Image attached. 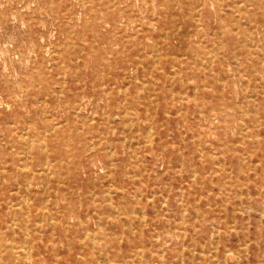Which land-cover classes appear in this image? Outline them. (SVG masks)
Returning <instances> with one entry per match:
<instances>
[{"label": "rangeland", "instance_id": "rangeland-1", "mask_svg": "<svg viewBox=\"0 0 264 264\" xmlns=\"http://www.w3.org/2000/svg\"><path fill=\"white\" fill-rule=\"evenodd\" d=\"M57 262L264 264V0H0V264Z\"/></svg>", "mask_w": 264, "mask_h": 264}, {"label": "bare ground", "instance_id": "bare-ground-1", "mask_svg": "<svg viewBox=\"0 0 264 264\" xmlns=\"http://www.w3.org/2000/svg\"><path fill=\"white\" fill-rule=\"evenodd\" d=\"M138 1V0H137ZM224 1V0H223ZM176 4H177V2H176ZM201 5V4H200ZM236 9V8H235ZM81 12V11H80ZM15 15V14H14ZM198 15V14H197ZM162 16V15H161ZM14 17V16H13ZM199 17V16H198ZM122 22H124V21H122ZM148 22H149V20H148ZM179 22V21H178ZM23 25V24H22ZM138 25V24H137ZM162 27H164V26H162ZM94 30V29H93ZM118 32V31H117ZM136 32V31H135ZM135 34V33H134ZM178 34H179V32H178ZM44 37V36H43ZM152 37L154 38V36L152 35ZM178 37V36H177ZM2 50V49H1ZM49 52V51H48ZM47 52V53H48ZM17 54V53H16ZM153 54V53H152ZM156 54V53H155ZM172 54V53H171ZM109 59V58H108ZM154 59H155V57H154ZM159 60V59H158ZM202 60V59H201ZM156 62V61H155ZM262 63V62H261ZM175 73V72H174ZM166 74V73H165ZM136 76H137V74H136ZM180 77V76H179ZM182 78V77H181ZM101 85H102V83H101ZM172 86V85H171ZM195 87H196V85H195ZM149 88V87H148ZM173 89V88H172ZM174 91V90H173ZM172 93V92H171ZM173 94V93H172ZM181 94H183V93H181ZM186 94V93H185ZM187 95V94H186ZM187 96H190V95H187ZM154 97V96H153ZM174 99V98H173ZM124 101V100H123ZM67 102V101H66ZM159 103V102H158ZM175 104V103H174ZM9 105V104H8ZM82 105V104H81ZM79 108V107H78ZM77 109V108H76ZM97 111V110H96ZM178 111V110H177ZM106 112H107V110H106ZM122 112V111H121ZM93 113H95V112H93ZM92 113V114H93ZM147 113V112H146ZM185 113H186V111H185ZM132 114V113H131ZM259 114V113H258ZM76 116V115H75ZM95 116V115H94ZM129 116V115H128ZM127 117V116H126ZM132 117V116H131ZM77 118V117H76ZM91 118V117H90ZM138 118V117H137ZM49 119V118H48ZM133 119V118H132ZM66 121V120H65ZM112 121V120H111ZM57 123H59V121L57 122ZM138 123H139V121H138ZM112 124V123H111ZM123 124V123H122ZM129 124V123H128ZM82 125H84V124H82ZM27 126H29V125H27ZM107 126V125H106ZM123 126V125H122ZM130 126V125H129ZM149 125H147V127H148ZM151 126V125H150ZM125 127H127V125L125 126ZM28 128V127H27ZM49 128V127H48ZM53 128V127H52ZM123 128V127H122ZM247 128V127H246ZM125 130V129H124ZM128 130V129H127ZM139 130V129H138ZM27 131V130H26ZM137 131V130H136ZM147 131V130H146ZM42 132V131H41ZM44 132V131H43ZM124 132V131H123ZM122 132V133H123ZM138 132V131H137ZM19 134V133H18ZM123 134H125V133H123ZM32 135V134H31ZM139 135V134H138ZM147 135V134H146ZM105 137H106V134H105ZM194 137V136H193ZM107 139V138H106ZM131 139V138H130ZM149 140V139H148ZM123 141H124V138H123ZM207 142V141H206ZM130 143V142H129ZM93 144V143H92ZM44 145H45V143H44ZM110 145V144H109ZM12 146V145H11ZM128 147V146H127ZM109 148V147H108ZM129 149V148H128ZM131 149V148H130ZM201 151H202V148L200 149ZM20 151V150H19ZM133 151V150H132ZM204 151V150H203ZM22 152V151H21ZM47 152V151H46ZM112 152V151H111ZM140 152V151H139ZM217 154V153H216ZM200 155H201V153H200ZM47 156V155H46ZM130 156V155H129ZM216 156V155H215ZM246 156H247V154H246ZM63 158V157H62ZM111 160V159H110ZM139 160V159H138ZM22 161V160H21ZM45 162H46V160H45ZM23 165V164H22ZM29 165V164H28ZM44 165H45V163H44ZM25 166V165H24ZM58 167V166H57ZM128 168V167H127ZM34 171V170H33ZM40 171L41 170H39L38 172L40 173ZM141 171H142V169H141ZM50 172H52V171H50ZM145 172V171H144ZM177 172V171H176ZM195 172V171H194ZM193 172V173H194ZM109 174V172L107 173V175ZM17 175V174H16ZM149 175V174H148ZM129 176V175H128ZM3 178V177H2ZM29 178V177H28ZM47 178V177H46ZM30 179V178H29ZM48 180V179H47ZM28 181H30V180H28ZM58 181V180H57ZM56 181V182H57ZM19 182V181H18ZM64 182V181H63ZM26 183V182H25ZM30 183V182H29ZM29 185V184H28ZM45 184H43L42 183V186L43 187H45L44 186ZM53 188V187H52ZM51 188V189H52ZM114 188H116V187H114ZM54 190V189H53ZM55 190H57V189H55ZM92 190V189H91ZM107 190H108V188H107ZM32 192H34V191H32ZM96 192V191H95ZM22 193V192H21ZM20 193V194H21ZM57 193V192H56ZM92 193V192H91ZM154 192H152V194H153ZM95 194V193H94ZM38 195V194H37ZM46 197H47V195H45ZM50 196V195H49ZM81 196V195H80ZM147 196H148V194H147ZM149 196H151V195H149ZM138 197V196H137ZM136 198V197H135ZM165 198V197H164ZM27 200V199H26ZM165 200V199H164ZM27 201H29V200H27ZM43 201H44V199H43ZM20 202V201H19ZM27 203V202H26ZM16 204V203H15ZM36 204V203H35ZM37 204H39V203H37ZM36 204V205H37ZM57 204V203H56ZM111 204V203H110ZM20 205V204H19ZM133 205V204H132ZM58 206V205H57ZM115 206V205H114ZM67 207V206H66ZM27 208H28V206H27ZM29 209V208H28ZM88 209V208H87ZM38 210H39V208H38ZM184 210V209H183ZM182 210V211H183ZM22 212V211H21ZM88 212V211H87ZM134 212V211H133ZM38 213V212H37ZM42 213V215H43V212H41ZM14 214V213H13ZM40 214V213H39ZM38 214V215H39ZM103 214V213H102ZM86 215H88V214H86ZM109 215V214H108ZM182 215H183V213H182ZM27 217V216H26ZM108 217V216H107ZM195 217V216H194ZM14 218V217H13ZM53 218V217H52ZM27 219H29V218H27ZM37 220H39V219H37ZM36 220V221H37ZM42 220H43V218H42ZM28 221V220H27ZM184 221V220H183ZM66 222V221H65ZM28 223V222H27ZM41 223V222H40ZM248 223V222H247ZM42 225V224H41ZM27 226V225H26ZM41 228V227H40ZM52 228V227H51ZM106 228V227H105ZM134 228V227H133ZM34 229V228H33ZM32 229V230H33ZM42 229V228H41ZM26 230H28L27 229V227H26ZM31 230V231H32ZM95 230V229H94ZM93 230V231H94ZM41 231V230H40ZM39 232V231H38ZM42 232V231H41ZM92 232V231H91ZM105 232V231H104ZM24 233V232H23ZM28 233H29V231H28ZM27 234V233H26ZM103 234V233H102ZM31 236H32V234H31ZM122 237V236H121ZM30 238V237H29ZM28 238V239H29ZM119 238H120V236H119ZM31 239V238H30ZM32 241V240H31ZM14 243V242H13ZM16 243V242H15ZM12 244V243H11ZM30 244V243H29ZM105 244V243H104ZM20 245H22V244H20ZM58 245V244H57ZM15 246V245H14ZM23 246V245H22ZM22 246H20V247H22ZM106 246V245H105ZM23 247H25V246H23ZM29 247V246H28ZM107 247V246H106ZM83 249V248H82ZM107 249V248H106ZM25 250V249H24ZM107 251V250H106ZM17 252H18V250H17ZM58 254H60V253H58ZM54 255H56V254H54ZM225 255V254H224ZM27 257H29V256H27ZM19 258H20V256H19ZM192 258V257H191ZM215 258V257H214ZM28 261H31V259H29L28 258ZM84 261V260H83ZM41 262V261H40ZM225 262V261H224ZM57 264H58V262H57Z\"/></svg>", "mask_w": 264, "mask_h": 264}]
</instances>
